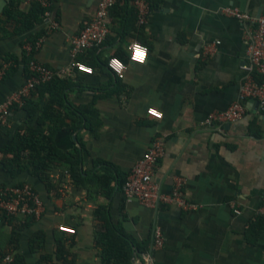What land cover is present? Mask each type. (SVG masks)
I'll use <instances>...</instances> for the list:
<instances>
[{
  "label": "crops",
  "instance_id": "1",
  "mask_svg": "<svg viewBox=\"0 0 264 264\" xmlns=\"http://www.w3.org/2000/svg\"><path fill=\"white\" fill-rule=\"evenodd\" d=\"M5 1L0 3V61L5 55L17 57L18 71L0 85V103L26 81L22 50L51 69L71 65L70 41L92 19L98 4L50 0L49 16L42 23L12 34L19 23L4 15L10 0ZM12 1L16 13L32 7L27 0ZM134 1L118 0L107 40L77 57L93 74L75 71L61 80L69 85L65 89L59 85L44 95L36 90L27 99H42L36 116L15 107L0 125V186L29 182L43 202L42 213L32 221L28 216L0 223V251L22 255L25 264H102L97 239L109 230L120 227L138 243L147 242V252L158 226L164 244L152 253L151 264H264V220L259 215L264 203V114L257 101L244 100L239 121L206 123L209 114L240 100L245 81L241 66L247 62L248 25L224 15L223 9L234 7L260 17L264 0H153L156 5L149 8L144 24ZM52 23L58 28L52 29ZM38 33L42 35L35 43L42 42L40 48L27 52V39ZM135 41L148 51L144 66L129 62ZM110 57L125 61V79L107 69ZM52 92L64 98L63 106L51 103ZM89 107L98 112L93 130L81 119L80 126L77 116L69 117ZM151 108L162 114L160 120L146 115ZM61 120L67 126L55 135V144L61 153L79 152L78 174L72 176L59 160L47 182L28 170L12 175L5 168L3 150L19 129L50 135ZM157 138L164 143V155L155 180L169 192L180 178L193 209L161 205L150 210L126 201L118 181L127 179ZM61 225L76 234L61 232ZM38 231L43 247L33 251L31 239ZM58 242L64 245L61 257ZM142 254L134 257V264H145ZM0 264H6L3 258Z\"/></svg>",
  "mask_w": 264,
  "mask_h": 264
},
{
  "label": "built area",
  "instance_id": "2",
  "mask_svg": "<svg viewBox=\"0 0 264 264\" xmlns=\"http://www.w3.org/2000/svg\"><path fill=\"white\" fill-rule=\"evenodd\" d=\"M27 1L42 7L45 10L44 18L49 16L50 0ZM117 1L98 0L97 9L92 19L85 24L79 35L73 37L70 41L71 65L64 69L55 70L36 60L30 62L31 76L26 79L20 89L11 93L0 103V125L6 123L15 107H23L38 87L56 79L64 80L72 77L75 71L93 74V69L79 62L77 57L90 49L100 47L107 40L111 31V12ZM134 2L140 9V24H144L150 8L148 0H135ZM223 14L248 25L245 34L247 62L241 66V70L245 74V81L240 88V100L233 102L224 111L209 114L206 119L207 124L239 121L244 114V100L257 101L261 112L264 114V16L256 17L234 7L223 9ZM51 28L57 29L58 24L52 23ZM41 43L38 41L33 46L27 45L26 51L30 52L34 48H40ZM137 48L144 53L142 60L135 58ZM129 51V62L131 64L137 66L146 64L148 51L144 45L135 41L130 45ZM214 51L215 47L209 50V53ZM8 66L9 63H3L0 69V78ZM106 67L117 79H125L127 65L119 58L110 57ZM146 115L155 120L162 118V114L153 108L147 110ZM163 155L164 143L162 139L157 138L152 141L142 158L134 165L122 187L126 201L128 203L136 201L150 210H158L161 205H174L183 210L193 209L194 205L187 200L183 191V182L180 178L175 179L174 186L169 192L162 190L160 184L155 180L156 165ZM42 211L43 202L29 182L0 186V223L3 221L2 216L7 218L39 217ZM237 213L240 214L238 211ZM259 215L264 220V203L262 208L259 209ZM59 230L70 235L76 234L74 229L63 225L59 226ZM163 244V232L158 226H155L152 231L151 246L147 252L142 254L143 262L151 264L152 253L162 247ZM262 255L264 256V251ZM3 260L6 264H13L14 262L12 254H6Z\"/></svg>",
  "mask_w": 264,
  "mask_h": 264
},
{
  "label": "trees",
  "instance_id": "3",
  "mask_svg": "<svg viewBox=\"0 0 264 264\" xmlns=\"http://www.w3.org/2000/svg\"><path fill=\"white\" fill-rule=\"evenodd\" d=\"M125 2L129 0H124ZM149 6L154 7L156 3L153 0H148ZM14 2L10 0L6 7L4 8V15L7 19L15 20L19 23L12 34H18L25 31L32 30L36 25L40 24L44 20L45 10L38 4L33 3L31 9L28 13L15 12ZM42 35L38 33L34 36H30L27 42L32 46L35 44L36 40ZM24 44H22L23 46ZM33 54H27L22 50L21 61L24 62V73L26 79L31 76L29 70V64L33 60ZM125 62V61H124ZM3 63H9V66L4 70V74L0 78V85L10 80L17 73L18 58L12 55H5L0 61V69ZM59 85H63L64 89L69 87L68 84L63 83L60 79H56L48 84H44L37 88L40 95H44L47 91L56 89ZM52 104H58L60 106L64 105V98L56 92H52ZM41 98L37 102L28 100L22 108L28 110L29 114L34 117L40 112ZM18 108V107H16ZM69 115V114H68ZM77 116L85 121L84 127L93 130L95 125L98 123V112L93 108L89 107L84 109H76L69 115V117ZM59 119V117H58ZM64 122L61 120V127H55L50 135H46L43 130L35 128H21L19 129L13 139L11 145L7 146L3 153L5 157L3 158V164L5 168L12 173V175H18L24 170H28L32 175L38 176L41 180L47 182L49 179V171L55 162L59 160L66 164L67 169L70 171L72 176L79 173L80 156L79 152L76 150L75 153L64 154L58 151L55 144V135L62 129ZM79 125H82L80 121ZM109 170V169H107ZM110 171V170H109ZM75 178V177H74ZM82 178V177H80ZM96 178L98 179L99 177ZM108 179V178H107ZM126 179L119 180L118 185L120 188L123 187ZM18 182L17 184H21ZM111 181L109 180V184ZM33 220V216L29 217ZM3 221H12L13 218H7L2 216ZM28 222H26L27 224ZM255 225L251 226V229L255 228ZM14 234L17 235L16 232ZM42 237V238H41ZM43 234L42 232H36L31 239V249L36 251L43 247ZM58 256L61 257L64 253V245L58 242ZM97 244L102 248L101 262L102 264H134V257L139 256L148 249L147 242L138 243L135 239L127 234L122 228L114 227L105 235H102L97 239ZM5 253L0 251V261L4 257ZM13 264H25L24 258L20 254H15L13 256Z\"/></svg>",
  "mask_w": 264,
  "mask_h": 264
},
{
  "label": "snow or ice",
  "instance_id": "4",
  "mask_svg": "<svg viewBox=\"0 0 264 264\" xmlns=\"http://www.w3.org/2000/svg\"><path fill=\"white\" fill-rule=\"evenodd\" d=\"M135 58L138 60H142L144 58V53L139 48H137V50H136Z\"/></svg>",
  "mask_w": 264,
  "mask_h": 264
},
{
  "label": "water",
  "instance_id": "5",
  "mask_svg": "<svg viewBox=\"0 0 264 264\" xmlns=\"http://www.w3.org/2000/svg\"><path fill=\"white\" fill-rule=\"evenodd\" d=\"M0 3L5 4L6 1L5 0H0Z\"/></svg>",
  "mask_w": 264,
  "mask_h": 264
}]
</instances>
